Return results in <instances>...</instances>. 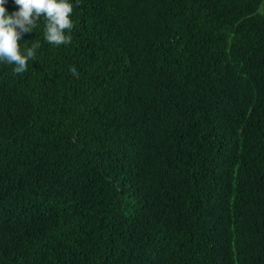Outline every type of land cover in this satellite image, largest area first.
I'll return each instance as SVG.
<instances>
[{"label": "trees", "instance_id": "obj_1", "mask_svg": "<svg viewBox=\"0 0 264 264\" xmlns=\"http://www.w3.org/2000/svg\"><path fill=\"white\" fill-rule=\"evenodd\" d=\"M69 2L0 63V264H264V0Z\"/></svg>", "mask_w": 264, "mask_h": 264}, {"label": "clouds", "instance_id": "obj_2", "mask_svg": "<svg viewBox=\"0 0 264 264\" xmlns=\"http://www.w3.org/2000/svg\"><path fill=\"white\" fill-rule=\"evenodd\" d=\"M19 11L9 14L6 11V0H0V63L14 65L15 74L28 70V62L33 60L36 49L41 45L37 41L21 53L19 41L25 33L31 32L39 25L41 17L45 20L44 38L54 46L71 43V36L66 35L73 29L70 19L73 5L69 0H14ZM78 76L75 67L70 69Z\"/></svg>", "mask_w": 264, "mask_h": 264}]
</instances>
